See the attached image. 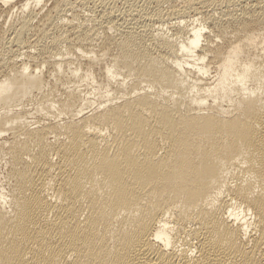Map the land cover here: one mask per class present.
I'll return each mask as SVG.
<instances>
[{
    "label": "bare ground",
    "instance_id": "bare-ground-1",
    "mask_svg": "<svg viewBox=\"0 0 264 264\" xmlns=\"http://www.w3.org/2000/svg\"><path fill=\"white\" fill-rule=\"evenodd\" d=\"M15 6L0 264H264V0Z\"/></svg>",
    "mask_w": 264,
    "mask_h": 264
},
{
    "label": "rangeland",
    "instance_id": "rangeland-1",
    "mask_svg": "<svg viewBox=\"0 0 264 264\" xmlns=\"http://www.w3.org/2000/svg\"><path fill=\"white\" fill-rule=\"evenodd\" d=\"M180 1H181V0H180ZM51 5H52L51 1H47L45 7L40 6L41 9L39 8V9H36L35 11L37 12V14H39L38 16L41 17V15L44 14V13L47 11L46 9H48ZM168 5H169V6H168ZM17 7H18V6H15V9H14V8L12 9L13 11L11 10L10 12H5L6 14H5L4 12H3V13L1 12L3 15L0 13V35H1V36H3L4 33L6 34L5 36H8V35L10 36V34H12V33L7 32V30H9V29H8V28H9L8 26H10V24H12V23H14V24L18 23V21H19L22 17H24V16L26 15V12H29V10H26L25 13H21V10H19ZM169 7H170V4H166V5L164 4V5H163V9H164V10H167V8H169ZM42 8H44V9H42ZM77 9H80L79 11L76 10V12L78 11L77 13H79V14H78L79 16L74 17V20H73L74 22H77V21L81 20L82 16H87V17H88V16H89V17H90V16H93L92 13H90V14H86L87 11L84 12L83 9H81V8H77ZM40 10H41V12H40ZM81 11H83L84 14H86V15H84L83 12H81ZM12 12H13V13H12ZM12 15H13V16H12ZM68 15H69V16H68ZM81 15H82V16H81ZM38 16H37V17H38ZM70 16H71V13H70V14H68V13L66 14V20H67L68 23H69L70 20L73 19V17H72V16L70 17ZM37 17H36V19H33V20H32L33 25H34V24L36 25V20H38ZM40 17H39V18H40ZM79 17H80V19H79ZM16 18H17V19H16ZM83 18H84V17H83ZM34 20H35V21H34ZM145 21H146V24H148L149 27H148V26H147V27L149 28L150 31H152V30H154V29H157V27L159 26V25H158L159 23L157 24V21H155V20H145ZM7 23H8V24H7ZM152 28H153V29H152ZM3 29H4V30H3ZM5 30H6V31H5ZM207 30H208V29H207ZM1 31H2V32H1ZM231 31H232V29H231ZM231 31H228V32H231ZM206 32H207V31H206ZM208 32H209V30H208ZM1 33H2V34H1ZM115 33H116V32L114 31V33H112V35H114ZM33 35H34L33 33H30V35L27 34V35L25 36V38H27L28 36L31 38V36H33ZM99 35L101 36L102 34H99ZM99 35H98V36H99ZM32 39H33V37H32L31 39H29V41L32 40ZM34 39H35V38H34ZM34 39L31 41V44H33V45H34V42H35ZM27 40H28V39H27ZM27 40H26L25 42H27ZM29 41H28V42H29ZM28 42H27L26 45H24V47L22 46V48H20L21 46H20V47H17L16 44H12V45H11L10 47H8V49H7V46H9V45L5 44V45H6V47H5L4 42L1 43V46L3 45L4 51H8V50H9V51H8L9 53H11V52L13 51L12 54L16 55V56H14L13 58H15V59L17 58V59H18V58H19V54H20V58H19V60L21 59V61H25V60L27 59L28 56H24V55H22V54H24V53L27 54V52H28V54H33L34 51H37V50H35V49L32 48V47L28 48L27 46L30 45V42H29V43H28ZM14 45H15L16 47H15ZM13 46L15 47V50L13 49ZM18 46H19V45H18ZM25 47H26V48H25ZM5 48H6V49H5ZM18 48H19V49H18ZM16 49H18V50H16ZM20 49H21V50H20ZM22 49H24V50H22ZM27 49H28V50H27ZM29 49H30V50H29ZM31 49H32L33 51H32ZM22 51H23V52H22ZM25 51H26V52H25ZM16 52H17L18 54H17ZM19 52H20V53H19ZM26 54H25V55H26ZM33 55H37V52L34 53ZM23 57H26V58H23ZM22 59H24V60H22Z\"/></svg>",
    "mask_w": 264,
    "mask_h": 264
}]
</instances>
